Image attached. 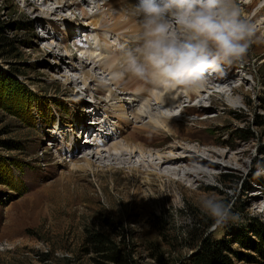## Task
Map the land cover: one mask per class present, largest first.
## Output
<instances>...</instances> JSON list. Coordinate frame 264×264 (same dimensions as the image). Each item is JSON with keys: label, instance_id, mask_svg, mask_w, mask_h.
<instances>
[{"label": "rangeland", "instance_id": "1", "mask_svg": "<svg viewBox=\"0 0 264 264\" xmlns=\"http://www.w3.org/2000/svg\"><path fill=\"white\" fill-rule=\"evenodd\" d=\"M87 1L62 9L56 0H0V264H199L206 241L215 240L225 245L212 264H264V48L258 56L255 37L245 57L234 62L238 75L231 82L239 86L246 76V97L225 85L213 101L208 92L200 99L199 118L209 119L195 126L196 143L215 141L238 164L221 171L186 165L188 171L218 175L200 181L155 177L148 185L141 171L100 166L93 155L92 166L84 161L98 150L89 145L100 128L93 123L101 119L108 127L115 121L104 111L110 101L106 68L94 67L78 51L86 35L111 38L91 27L93 4L103 1ZM248 2L239 11L257 28L264 0L249 11ZM158 108L188 124L196 118L178 108ZM133 114L128 112L131 120ZM133 132L119 131L120 138L111 137L101 148L123 136L135 138ZM144 140L153 153L169 144L156 134ZM75 142L81 151L70 156L64 143L73 148ZM206 196L230 202L238 218L215 227L200 207ZM94 233L109 236L123 258L101 250Z\"/></svg>", "mask_w": 264, "mask_h": 264}, {"label": "bare ground", "instance_id": "2", "mask_svg": "<svg viewBox=\"0 0 264 264\" xmlns=\"http://www.w3.org/2000/svg\"><path fill=\"white\" fill-rule=\"evenodd\" d=\"M56 1L60 4L57 8L62 9L88 3L87 0ZM102 1L101 4L99 2L93 4L96 13L93 15L95 19L91 22V27L96 30L95 32H102L111 38L110 40L107 38L101 40L100 36L89 38L90 34L86 35L83 40L80 39L86 46L82 50L78 49V51L85 53L84 55L87 56L86 60L92 61L94 67L99 64V67L106 68L105 73L108 72V74L105 79L109 78L107 80L110 82L109 85L116 88L117 91L111 90L107 82L104 83L105 86H108L107 90L110 93L108 96V99H110L109 103L114 101L112 105H109L107 102L105 105L109 108L104 111L107 119L112 117L115 121L111 122L112 126L108 127L106 126V122L101 119L93 123L96 127L100 128L95 129L98 131L95 132V134H98V139L96 137L94 141H89V145L91 144V146L95 147V150H98L92 152V154L89 152L85 156V164L88 166L94 164L91 160V155H93L92 157H96L100 166L128 169L130 172L141 171L146 175L145 183L148 185L152 184V180L155 177L171 179L180 176L184 178L186 176L189 178L188 180L200 181L203 179V176L213 180L218 175L217 173L208 172L200 168L197 171H188L185 169L186 165L201 164L207 166L209 170L221 171V166L238 164L239 160L233 156L228 158V155L220 149L215 141L202 140V142L198 141L196 143L197 139L194 131L195 126L199 127V121H207L209 119L199 118L198 115L202 113L201 108L204 106L200 101L204 92H208L209 100L213 101L215 93H223L224 86L227 85L231 88L232 93L240 92L244 94V97L247 96L244 93V83L246 82L244 79H246V76L243 77V83L239 86H234L231 82L235 81L238 75V71L236 70L238 65L233 62L231 65L223 66L220 71L215 69L209 70L206 77L207 83L199 88H188L180 84L156 86L140 81L126 73L121 75V72L124 71L121 62L122 53L138 44L141 38L142 24L128 10L130 4L134 3L135 0ZM244 1L235 0L238 10H240L239 7L242 6ZM260 1L249 0L245 9L249 11L259 4ZM81 13L83 18L88 17L87 9L83 8ZM260 15L264 16V6L257 10L256 17ZM173 25L175 26L174 30L180 36H183L184 33L181 26L175 22H173ZM89 40H93V43ZM94 41L96 42L94 43ZM256 41V54L260 56L262 55L261 49L264 48V20L257 27ZM100 44H102V48L98 47ZM86 53L89 55H86ZM87 66L88 64L84 63L81 65L84 70ZM243 70L246 69L243 68ZM103 93L101 90L97 91L98 95H103ZM184 98L189 99L190 102H196L197 100L198 102L194 105L187 104ZM141 99L143 100L141 101ZM160 106L166 111L178 108L181 114H195L196 118L192 120L193 123L188 124L182 118L178 120L177 116L169 117L164 115L158 108ZM136 108L137 110L135 111ZM129 111L134 112L132 120L128 117ZM113 127L118 129H113ZM125 128H133L135 138H131L130 135L123 136L122 140L120 139L117 143H113L112 146L101 148L111 137L120 138L119 131L123 132ZM91 130H89L88 134L91 133ZM81 131L83 134L86 130L80 129ZM146 134H156L164 143L168 142L169 144L158 152L153 153L148 151L144 140V135ZM64 145L67 151L68 149L72 150L70 156H74L76 151H81L82 148L77 142H75L73 148H71V144L67 145V143H64ZM178 148L182 150L179 154L177 153ZM88 150H91V148ZM138 156L140 157L139 160L136 159ZM107 162H110V165ZM169 165H176L178 168H170ZM75 167L79 166L75 165ZM181 172L183 175H181ZM179 183L183 185L181 179ZM137 191L141 192L140 185L137 187Z\"/></svg>", "mask_w": 264, "mask_h": 264}, {"label": "clouds", "instance_id": "3", "mask_svg": "<svg viewBox=\"0 0 264 264\" xmlns=\"http://www.w3.org/2000/svg\"><path fill=\"white\" fill-rule=\"evenodd\" d=\"M128 10L141 22L142 32L138 44L122 53L121 75L156 86L205 85L209 70L243 59L257 34L235 0H135ZM200 207L215 227L238 218L230 202L215 197L206 196Z\"/></svg>", "mask_w": 264, "mask_h": 264}, {"label": "trees", "instance_id": "4", "mask_svg": "<svg viewBox=\"0 0 264 264\" xmlns=\"http://www.w3.org/2000/svg\"><path fill=\"white\" fill-rule=\"evenodd\" d=\"M256 234L260 235V231L259 230H255ZM240 237H244L243 235H245V233L240 232ZM243 234V235H242ZM92 238L94 240V242L98 245V247H100L101 250H104L106 252H108L111 256V258L114 259H122V255L120 254L119 251V246H117L116 243H114L112 241V239L109 236H106L104 234H100V233H94L92 235ZM241 242H244V239L240 238ZM255 242V241H253ZM224 241L223 240H215V241H206V245H205V250L201 253L200 255V263L199 264H212L214 263L213 261L217 259V255H221V249L224 246ZM253 245L255 246L254 248H258L259 247V243H253ZM221 259V258H220ZM218 260V259H217Z\"/></svg>", "mask_w": 264, "mask_h": 264}]
</instances>
